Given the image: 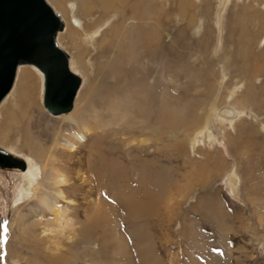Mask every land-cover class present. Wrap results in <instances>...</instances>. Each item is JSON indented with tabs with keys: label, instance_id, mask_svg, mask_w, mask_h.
Instances as JSON below:
<instances>
[{
	"label": "rangeland",
	"instance_id": "rangeland-1",
	"mask_svg": "<svg viewBox=\"0 0 264 264\" xmlns=\"http://www.w3.org/2000/svg\"><path fill=\"white\" fill-rule=\"evenodd\" d=\"M47 2L62 18L56 3ZM142 3L133 31L120 28L112 36L117 16L93 41L82 35L72 45L61 40L64 31L58 42L70 57L78 46L89 51L86 71L74 69L82 80L76 108L83 107L78 116L91 129L99 126L105 161L93 168L102 169L96 184L102 199L119 207L107 185L122 192L137 187V162L148 160L152 215L132 220L117 207L114 221L86 241L78 192L65 188L68 198H58L44 181L42 161L30 153L55 145L66 116L44 110L38 72L28 67L35 109L24 117L32 123L17 144L0 139V147L28 162L26 171H0V264H264V59L257 56L264 47V30L258 32L264 0ZM121 4L115 6H128ZM93 12L91 19L105 15ZM17 87L0 105V123L28 99L17 96L25 91ZM225 106L240 115L210 112ZM141 224L148 237L134 229Z\"/></svg>",
	"mask_w": 264,
	"mask_h": 264
},
{
	"label": "bare ground",
	"instance_id": "bare-ground-1",
	"mask_svg": "<svg viewBox=\"0 0 264 264\" xmlns=\"http://www.w3.org/2000/svg\"><path fill=\"white\" fill-rule=\"evenodd\" d=\"M53 1L56 3V7L59 9L60 13L62 14L61 19L63 21V28L59 30L56 34V40L59 46L60 44L58 42V39L60 38L58 37H59V34L63 33L64 31H65V35L63 36V38H61V40L66 39L72 45H73V42L81 43L82 41H84L81 39L82 35L85 36V39H90L93 41L94 35L101 33L100 31L102 30V28L107 27L110 20L117 16L121 18L120 21H118L117 23H112L109 26L110 30L108 32L111 33L112 36L118 37L120 28H122L124 32L133 31L134 28H136V22L139 19L138 11L140 10V8H142V6H144L143 4L144 2L142 3V0H95V1L93 0H53ZM117 3H120V4L127 3L128 6L126 9L125 8L119 9L117 6H115ZM177 6L181 7L180 3ZM95 8L97 9L99 8L102 12L105 13V15L102 17L91 19L92 16H95L93 14L94 13L93 11ZM144 11H146V9ZM250 17L251 16H249L248 18ZM82 22H83V25H81ZM261 26L262 27L259 28V31H258L260 32V35H262L261 29L264 30V25H261ZM197 29L199 30L202 29V23L201 25L197 27ZM108 32H105L104 35ZM255 38L253 36V38H251V41L254 40ZM104 40L105 39L102 38L101 40H99V42L100 41L104 42ZM99 42L97 41V44ZM105 47H106L105 49L101 48L103 52H105L106 49L108 50V48H110L109 45H106ZM74 50H75V53L74 55H72L73 57L69 56V60H68L69 69L72 72L75 71L74 69L76 70L80 69L81 71L85 70V67L88 66L87 62L85 61V56H87V53L89 51L86 48L85 49L81 48L80 46L75 47ZM257 56H259V58L261 59H264V47H263V50L257 54ZM28 67H33L35 70H37L36 72H38V76L40 78V80L38 79V83H39V86H41L42 98H43V75L41 71H39L33 65L20 64L17 67V71H16V75H15V79H14L12 87L10 88L9 92L0 101V105H1V103H3V101L8 97L9 94L10 96H12L14 92L15 93L17 92V90L19 89V87L17 86H21V85L24 86L25 91L20 89V91H18L17 93V96L22 97L23 95H26L28 97L27 101H24V103H22L21 101H18V106L20 109L17 110V113L11 114L8 118L3 119V121H1L0 123V139H2V142L4 141L11 142L13 140L14 142L13 141L11 142L13 145L17 144L16 141L18 142L19 139L23 140V137L26 133L28 125L32 123L31 118L30 120L29 119L27 120V118H25L24 116H26V114L27 115L31 114L35 109L33 108L35 106L34 105L35 101L32 98H30V93L35 89V86L33 83L34 80H33V76L31 72L28 69H25ZM17 81L19 82V85L17 84ZM15 83L17 84V86ZM81 83H82V80L80 84ZM16 87L17 89L14 90ZM79 88H80V85L78 87V90ZM77 92L73 99L72 108L68 112L61 113V114H54V115L52 114L53 116H56V115L66 116L63 122L66 124L65 125L66 129L56 128L57 135H56L55 145H53V147H51L50 149H46L42 147V145L39 146L40 148L38 147L39 150L38 148H36L35 150L34 149L31 150V148L29 149L33 157H36L37 159L42 161L43 172L45 174L44 181L47 184H49L50 188H52L56 192V195L58 198H61L64 200L68 198L66 197L67 195L64 191L65 188L72 190V192H75V191L78 192L81 198L80 205L83 208L82 210L87 213V216L85 217L84 225L82 226V232L86 235L85 238L87 241L88 239H90L89 234L91 232H94L97 229H101V226L106 227L107 225H109L110 221H114L113 218H115L114 216L116 215L118 208L121 210V214H122V211H125L127 212V214H130L129 216L132 220L144 219L152 215V212L154 210V206H153V200H154L153 188L154 187L152 186L153 184L152 183L153 182L152 173L150 169L146 167V165L149 164V161L143 160L142 162H137L135 159H133V161H131L132 165H135L136 164L135 162H137V165L139 166L140 173H141V174L140 173L138 174L137 179H136L138 186L124 190L126 191L124 193V191L123 192L120 190L118 191V187L115 186V184L113 188H111L112 186L107 185V188L114 189V193L112 194L114 195L116 200L119 202V207L114 204H113L114 207L113 205L110 206L108 205L107 202H105L102 199L101 191H99L98 188L96 187V184L98 183V181L102 180L98 176L99 175L98 172H102V169L100 168L99 170V169L93 168V164L97 162L101 164L105 161V155L101 153L102 150L100 149V145L96 141V138L100 135L97 133V129H99L98 128L99 126L97 127V124L94 123L96 127L95 129L92 128L93 129L92 130L88 126L89 124L88 123H87L88 125L86 124L87 121H83L81 118H79L78 115H81L80 112L83 111V107H81L80 109L76 108ZM230 97H232V95H230ZM230 99L231 100L229 101L231 102L233 98H230ZM43 108L44 110L46 109L44 105H43ZM215 111L220 112L223 117L228 115L229 112H232L234 117H237L240 115L238 111H235V109L232 110L231 108H229V106L222 107L219 110L210 109L211 114L214 113ZM0 115H1V112H0ZM192 115H193V112L189 113L187 118H191ZM96 118L97 117L94 118V121L97 123V121L95 120ZM208 121H209V118H208ZM12 125H15L14 128H12ZM2 126L8 129L11 137H9V135L2 129L3 128ZM114 161L118 163L116 159ZM27 165H28V162L26 161V169H27ZM113 168L114 167H112V169ZM107 174H109V172ZM127 180L128 178H126V181ZM229 180H230L229 183L233 184V182L236 181L235 176H231ZM112 181L114 182V180ZM123 185L128 186V184H123ZM115 190H117V192H115ZM102 192L104 193V191ZM93 197L95 201L92 203L91 202L89 203V201H91L90 198H93ZM44 199L45 198H43V201L45 202ZM43 201L41 202L43 203ZM47 206L49 207L50 211H52L53 215L57 217V215L59 214V211L56 208H54L53 203L52 205L48 204ZM134 229H136L137 231H140L142 235L144 236V238L149 236V232L145 224L136 226V228ZM108 236L111 238L110 234H106V228H105L104 233L103 232L101 233L102 241L107 242Z\"/></svg>",
	"mask_w": 264,
	"mask_h": 264
},
{
	"label": "water",
	"instance_id": "water-1",
	"mask_svg": "<svg viewBox=\"0 0 264 264\" xmlns=\"http://www.w3.org/2000/svg\"><path fill=\"white\" fill-rule=\"evenodd\" d=\"M63 21L47 0H0V101L13 85L20 64L43 75L42 103L50 114L72 108L81 82L69 69V55L56 40ZM26 169V161L0 147L1 170Z\"/></svg>",
	"mask_w": 264,
	"mask_h": 264
}]
</instances>
